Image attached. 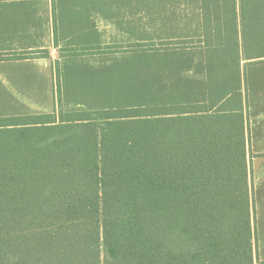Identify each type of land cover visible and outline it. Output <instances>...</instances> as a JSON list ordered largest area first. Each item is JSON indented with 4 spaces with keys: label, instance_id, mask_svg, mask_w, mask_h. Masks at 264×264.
Instances as JSON below:
<instances>
[{
    "label": "trees",
    "instance_id": "obj_1",
    "mask_svg": "<svg viewBox=\"0 0 264 264\" xmlns=\"http://www.w3.org/2000/svg\"><path fill=\"white\" fill-rule=\"evenodd\" d=\"M202 7L206 103L67 112L55 65L53 113L0 118V264H256L240 54L264 62V0Z\"/></svg>",
    "mask_w": 264,
    "mask_h": 264
},
{
    "label": "crops",
    "instance_id": "obj_2",
    "mask_svg": "<svg viewBox=\"0 0 264 264\" xmlns=\"http://www.w3.org/2000/svg\"><path fill=\"white\" fill-rule=\"evenodd\" d=\"M204 31L202 0H0V54L47 52L0 60V118L53 113L55 65L67 112L206 103ZM67 48L90 50L66 55ZM247 93L264 264V63L248 69Z\"/></svg>",
    "mask_w": 264,
    "mask_h": 264
},
{
    "label": "rangeland",
    "instance_id": "obj_3",
    "mask_svg": "<svg viewBox=\"0 0 264 264\" xmlns=\"http://www.w3.org/2000/svg\"><path fill=\"white\" fill-rule=\"evenodd\" d=\"M240 62H241V67H242V76H243V81H244V77H246V75H247V72H248V69L251 67V65H253V64H259V63H264L263 61H256V62H254V61H251V60H248V59H246V57L244 56V52H243V50H242V47H241V54H240ZM251 76V75H250ZM254 79H252V76H251V78H250V80L253 82V81H256V79H258V72H255V74H254ZM251 82V83H252ZM253 84V83H252ZM61 93H62V91H61ZM55 94H56V108H57V91H56V88H55ZM56 110V109H55ZM62 110H64L63 109V105H62ZM65 111V110H64ZM101 124H102V122L101 121H99ZM250 160H252L253 161V156L252 155H250ZM251 161V162H252ZM253 180H254V177H253V172H252V179H251V182H252V184H253ZM253 196H254V193H253ZM254 224H255V221H254ZM255 226V225H254ZM256 227V226H255ZM256 229V228H255ZM255 242H256V240H255ZM257 243V242H256ZM258 247H256V251H255V261H256V264H259V258H258Z\"/></svg>",
    "mask_w": 264,
    "mask_h": 264
}]
</instances>
